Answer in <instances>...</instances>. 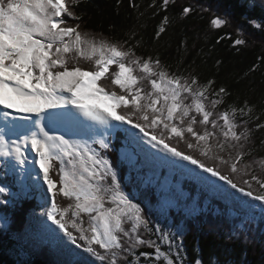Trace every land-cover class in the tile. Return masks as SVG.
I'll return each mask as SVG.
<instances>
[{
  "label": "snow or ice",
  "instance_id": "1",
  "mask_svg": "<svg viewBox=\"0 0 264 264\" xmlns=\"http://www.w3.org/2000/svg\"><path fill=\"white\" fill-rule=\"evenodd\" d=\"M174 2L147 6L150 16L164 13L154 39L174 22ZM84 4L0 0V164L18 174V191L0 183V206L42 188L41 215L66 264H186V226L204 201L230 209L232 234L247 239V225L264 223V153L254 147L264 103L233 100L226 85L138 52L135 28L123 39L86 29ZM241 6L259 7V17L243 18L264 34V0ZM194 12L183 6L180 18ZM229 23L227 12L209 20L213 29ZM236 32L216 43L227 38L239 50L248 41ZM261 66L264 55L249 70ZM141 187L152 191L155 210L137 195Z\"/></svg>",
  "mask_w": 264,
  "mask_h": 264
},
{
  "label": "trees",
  "instance_id": "2",
  "mask_svg": "<svg viewBox=\"0 0 264 264\" xmlns=\"http://www.w3.org/2000/svg\"><path fill=\"white\" fill-rule=\"evenodd\" d=\"M135 2L139 9L129 8V0H85L84 27L105 37L118 39L127 37L129 29L135 28L137 37L142 41L138 52L158 54L174 67L182 64L195 71L201 81L214 79L217 85H226L232 92L233 100L248 98L257 106L264 103V66L257 67L255 72L249 70L253 63H258V57L264 55V34L243 18L245 15L259 17V7L250 13L241 6V0H175L168 9V15L174 18V22L156 40L154 27L164 13L155 17L148 15L152 10L147 6L153 0ZM187 5H192L195 12L181 19V8ZM140 12L145 15L140 17ZM213 12L229 13L230 23L219 29L211 28L209 20ZM238 27L244 30L243 38L248 41L246 45L237 50L227 38L216 43L225 33H231L235 38ZM217 60L221 63L217 64ZM254 112H259V108H254ZM259 114L264 116V112ZM262 138L264 132L254 133L257 154L264 153V145L260 143ZM9 168L5 170L4 165L0 164V183L8 184L15 192L18 191V176L11 169L10 174ZM123 174L127 183L129 170L126 166ZM185 187L199 195L198 188L192 182L186 181ZM42 191L41 188L33 192L21 203L0 206V264H66V254L51 242L46 231L37 227L43 209ZM137 195L144 199L146 208L155 210L149 203L154 200L151 190L141 187ZM66 205V201L62 202V206ZM173 215L179 219L175 212ZM232 215L234 213L224 204L218 206L203 202V214L187 223L183 237L184 253L189 264H195L197 259L202 264H264V223L249 224L251 232L257 229L260 239L252 238L250 242L236 240L230 234ZM4 217H7L6 223Z\"/></svg>",
  "mask_w": 264,
  "mask_h": 264
},
{
  "label": "rangeland",
  "instance_id": "3",
  "mask_svg": "<svg viewBox=\"0 0 264 264\" xmlns=\"http://www.w3.org/2000/svg\"><path fill=\"white\" fill-rule=\"evenodd\" d=\"M257 2H259V0H257ZM10 169L11 168H9V171H10ZM12 170V169H11ZM29 170L31 171V167L29 168ZM12 172H13V174L15 175V174H17L15 171H13L12 170ZM10 174H11V171H10ZM17 176H18V174H17ZM17 179H18V177H17ZM32 198H34V196H32ZM38 202V201H37ZM40 206V203L38 204V210H40L39 207ZM42 211H43V209H41V211H40V220H39V222H38V225H37V227H40V230L41 231H46L47 232V228H49V227H54V226H52L51 225V222L50 221H47L46 220V218L44 217V216H42L41 215V213H42ZM171 219V218H170ZM1 222V221H0ZM2 223V222H1ZM251 226H249V225H247V239H245V237H244V233L243 232H241L240 234H232V233H230L232 236H234L233 238L234 239H242L243 241H246V242H250V240H252V238H254V239H260L259 237H257V235H258V231H257V229L255 230V231H253V232H251L250 230H251ZM48 233V232H47ZM49 234V233H48ZM185 254V253H184ZM186 264H189L187 261H186Z\"/></svg>",
  "mask_w": 264,
  "mask_h": 264
}]
</instances>
